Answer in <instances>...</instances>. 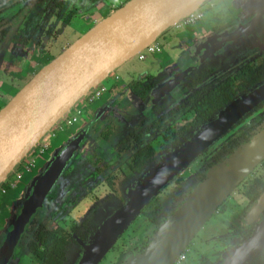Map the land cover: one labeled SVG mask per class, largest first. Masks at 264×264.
<instances>
[{
	"label": "flooded vegetation",
	"instance_id": "flooded-vegetation-1",
	"mask_svg": "<svg viewBox=\"0 0 264 264\" xmlns=\"http://www.w3.org/2000/svg\"><path fill=\"white\" fill-rule=\"evenodd\" d=\"M66 1L0 0V82H6L12 89H20L34 76V74L30 76L28 71L35 70L38 66L42 67L51 61V53L40 46V40H35L36 37H39L36 30H42L38 20L42 19L47 13L45 11L51 7L59 10L64 8ZM109 1L88 0L89 6L83 9L84 11H80V15H85L82 17L85 22L80 23L81 29H85L89 18L97 13L99 7L104 5L103 3ZM58 3L60 5H57ZM207 3L206 12L202 11L203 18L196 25L188 27L187 32L179 33L177 30L181 29H169L172 32L169 34L165 46L161 45V52L159 53L161 54L165 49L174 58L175 64L170 62L169 70L162 73L160 61L155 60L152 56L154 60L148 68L131 71L129 76L123 80L119 77L117 80H110L108 84H103L105 90L102 96L87 104L89 105L87 110H83L84 112L74 124L80 127L74 136L85 131L77 149L72 152L70 159L60 172V181L51 188L42 201V206L36 207L26 219L23 230L17 239L12 258L6 264H15L14 257L19 249L25 252L31 262L40 264L33 258L29 248L32 240L38 242L35 240L34 233L39 226H44L51 231L58 228L62 229L70 239V246L66 250L63 264H78L86 245H89L100 226L128 200V189L141 181L145 172L163 164L165 156L173 150V146L170 145L173 139H171L169 130L171 128L172 130L178 129L192 122L195 115L193 104L196 99L204 98L205 94L222 89L223 85L228 86L229 102L213 114L208 121L198 126L186 141L180 138L181 146L205 125L216 121L227 108L258 91L264 90V0H208ZM75 17L80 18L79 15ZM74 20L75 18L68 21L60 19L57 27H65L63 29L65 31L75 29L72 26ZM49 31L50 28L47 32L49 33ZM74 33L76 34V32ZM168 60L171 61V58L168 57ZM190 68H192L191 71L180 78V75ZM176 79L179 80L175 83ZM163 89L169 91L164 93ZM3 96V92L0 90V98L3 99ZM179 119L182 120L181 124H176ZM263 130L264 98L246 111L228 131L197 156L199 157L227 134L232 133L227 140L219 144L212 154L211 160L198 169L188 180L196 177L203 181L210 169L223 162L222 160L225 162L231 157L233 154L227 157L228 153H225L216 160V156L224 144L241 134H245L248 141L243 143L244 140H240L239 144L246 145ZM141 142L153 149L155 159L148 158L147 163L138 172H134L130 168L132 159L126 160V158L127 155H132ZM156 143H158L157 147ZM108 147L110 153H107ZM62 149L51 158L59 154ZM159 150H162L161 155ZM78 165L84 167L87 173L92 174L97 180L106 184L113 195L89 206L87 214L74 222L70 230L58 225L53 226L48 215L50 209V206H47L48 197L55 188L60 190L59 193L62 198L64 196L72 198L80 193L79 182L85 178L80 174L78 169L81 166L77 167ZM121 165L125 166L122 170ZM111 168L113 170L112 176L116 182V184L113 182L114 190L105 179V174ZM116 168L119 171L118 174L114 171ZM260 168L264 171V161L220 204L216 212L212 214L195 236L194 239L197 241L198 238L203 241L205 249H202L201 252L204 256L198 257L193 262L194 251L188 249L184 259L179 264H203L204 261L216 264L223 253L244 241L254 232L256 226L264 221V208L255 220H246L248 210L264 193V180L260 177L253 178L242 191V199L246 201L244 207L237 209L234 204L229 206V201L235 191ZM180 175L168 183L126 229L127 231L141 216H144L146 222L149 223V229L143 239L146 242L131 252L128 257L126 256L127 258L143 254L159 226L182 205L180 201L185 198L186 192L182 195H176L175 192L179 190L176 181L180 179L182 185H185L188 180L186 181ZM257 179L263 184V188L260 189L254 200H250L245 192ZM169 186L172 187L171 194L169 196L161 195L162 191ZM31 194L32 186L29 194L21 201L16 203L13 201L16 198L15 194L12 196L13 200H10L9 197L6 202L0 205V226L3 225V221L9 220L7 217L11 214L14 215L8 221L7 230L5 232L0 231V247L6 234L12 230L13 221L21 214L24 203ZM152 201H155L153 206L148 208ZM158 202L164 205L165 210L157 215L154 221L149 220L145 213L150 212ZM83 235L85 236L83 237ZM117 241L109 252L115 247ZM213 242L219 245L225 242L226 245L225 250L216 260H212L208 256L213 251ZM205 250L209 254H204L203 251ZM126 257L125 259H127ZM125 261L123 260L121 264ZM247 264H264V240L260 246L255 248L252 259Z\"/></svg>",
	"mask_w": 264,
	"mask_h": 264
},
{
	"label": "water",
	"instance_id": "water-1",
	"mask_svg": "<svg viewBox=\"0 0 264 264\" xmlns=\"http://www.w3.org/2000/svg\"><path fill=\"white\" fill-rule=\"evenodd\" d=\"M207 1L127 0L43 65L0 109V186L93 89ZM163 90L164 93L169 91ZM263 98L264 90L230 106L216 121L205 125L181 147L167 154L163 164L151 169L142 184L131 186L127 191L128 200L100 226L78 264H99L149 202ZM84 133L70 139L32 181V194L0 247V264L12 258L26 219L36 207L42 206L51 188L60 181V172ZM263 161L264 130L225 162L210 169L202 182L188 183V197L159 226L144 253L129 257L123 264H173L220 204ZM263 208L264 193L248 210L246 220H255ZM263 240L264 221L244 241L222 254L216 264H247Z\"/></svg>",
	"mask_w": 264,
	"mask_h": 264
},
{
	"label": "rangeland",
	"instance_id": "rangeland-1",
	"mask_svg": "<svg viewBox=\"0 0 264 264\" xmlns=\"http://www.w3.org/2000/svg\"><path fill=\"white\" fill-rule=\"evenodd\" d=\"M125 1L126 0H123L122 3ZM109 2L103 3L104 5H101L99 7L97 13L95 15H92L89 18L90 20L87 22L85 29H81V27H80V23L83 21L85 22V20L82 18V17H85V15H80V13H81L80 11H84L83 9H85L86 7L89 6L88 0H67L65 2L64 8H62L61 10L53 9L51 7L48 11H45L47 13L44 15V17L42 19L38 20L39 24H41L39 26L42 27V30H36V33H37V35H39V37H36L35 40L36 39L40 40V42H41L40 46H43V48H45L44 50H47L48 53H51L50 56L51 55L52 56L50 58L53 59L64 48H66L72 41H74L76 39L75 37H79L84 32H86V30H88L93 24H95L92 22V20H94V22H96L97 21L96 19H99L100 17H103V16L106 17L111 13V12H109L111 9V5ZM122 3H121V5H122ZM207 8H208V3L206 2L201 7L200 10L205 13ZM77 15H79L80 18L75 17ZM71 18H75V20H74L75 22H73L72 26L76 30L75 29H71V30L67 29V31H65V30H63L65 27H57L60 19L68 21V20H71ZM77 22H79V23H77ZM49 28H50V31L48 33L47 30ZM56 31H58V32H56ZM187 31H188L187 28L177 30V32H179V33H185ZM74 32H76V34ZM171 32H172V30L167 31V33H165V35L163 34L162 36H160V38H158L159 41L158 40L157 41L159 43H161V45L165 46L166 40L169 39V34ZM57 35H60V36L58 37ZM40 36H41V38H40ZM168 57L171 58V61L168 60ZM154 59L160 61L161 66H162V70H163L162 73L169 70L168 67H169L170 62L175 64L173 62L174 58H172L171 53L170 52L168 53V51L166 52L165 49H163L161 54L154 55ZM154 59L152 56H148V59L146 61H138L136 58L132 59L131 61H129L128 63L123 65V67L122 66L119 67V69L116 72L119 73V77H121V80H123L129 76L131 71L142 70V69L148 68L150 63ZM40 67L41 66H38L37 69ZM37 69H35V70L33 69L31 71H28V74H30V76H32L33 74H35ZM116 72L114 71L113 73H116ZM110 80L111 79L109 77L108 79H106L103 82V84H108V82ZM0 90H1V92H3V95H4L3 99L0 98V107L3 108L4 105L8 102L9 98L13 97L18 92L19 88L18 89H12L6 82H3V83L0 82ZM77 105H78V107H80L82 109V112L86 111L87 107L89 106V105L85 104L83 101L78 103ZM83 116H84V114H83ZM176 122H178L176 124H179V123L181 124L182 120L179 119ZM79 130H80V127L78 125H74L73 127H67L63 130L56 129L54 131V134H55L54 138H52L50 140L49 149L44 154H42V155L37 154L36 156L33 157V159L35 161V166L32 169V172L25 175L24 179L19 182L16 190H9L6 198L5 197L0 198V205L3 202H6V200L9 199V197L11 200L13 198L12 196H14L15 194H16L15 195L16 198L15 199L13 198L14 200L12 199L15 203L21 201L24 197H26L27 194H29V190L32 186V181L41 173L43 168L46 167V165L50 161L51 157L57 151H59L70 138H72L75 134H77ZM231 134L232 133L227 134L224 138L219 140L215 145H213L205 153H203L202 155L197 157L188 166V168L185 169L181 173L180 176H182L186 179H189L190 177H192L198 169L202 168L206 163H208L211 160L212 154L218 148L219 144L221 142L227 140ZM157 144L158 143H156V147H157ZM108 152L110 153L109 147L107 148V153ZM30 154L32 155V151H31V153H29V155ZM159 154L160 155L162 154V150H159ZM80 166L81 165H78L77 167H80ZM73 167H74V165H73ZM124 168H125V166L121 165V170ZM17 169L18 168H15V171ZM78 170H79L80 174H82L85 178L84 180L79 182V185L82 188V190H81V188L79 189V191H80L79 194L75 195L72 198H70L69 196H67V197L64 196L62 198V196L59 193L60 190L58 188L57 189L55 188L52 191V193L50 194V196L48 197L47 206L48 207L50 206L48 215L51 218L50 221H51V224L53 226L58 225V226L65 227L68 230H70V227L74 222L82 219L87 214L89 206L98 203L101 199H103L105 197L113 195V192L108 188V186L106 184L97 180V178L94 177L92 174H91L92 175L91 176L89 172L87 173V171L84 169V167L82 168V166H81ZM114 171L116 174L119 173L117 168ZM149 173H150V170L145 172L142 176V180L137 182L135 185L142 184L143 181L145 179H147L146 177H148ZM9 177H11V179H12L13 174H11ZM255 177H260L264 180L263 169L260 168L255 173H253L250 177H248V179L245 181V183L242 184L235 191V193L232 195V197L229 201V203H230L229 206L234 204V206L237 209H239L242 206L244 207L246 205V201L244 199H242V191L245 190V188H246L245 186H247L250 183V181ZM77 182H78V180H77ZM91 184H92V186H89ZM115 184H116V182H115ZM171 188H172L171 186L167 187L165 190L162 191L161 195L169 196L171 194V190H172ZM70 200L71 201L73 200V201L69 202ZM13 216L14 215L11 214L7 218L10 220ZM9 220H7V222L3 221V225L0 226L1 232H5L7 230ZM148 229H149V223L146 222L144 216L139 217L136 220V222H134L131 225V227H129V229L122 235V237L117 241L115 247L108 253V255L99 264H121V262L123 260H127L128 259L127 257L131 254V252H133L138 247H140L144 242H146L143 239H144V236L146 235ZM86 246H88V245H86ZM204 247L205 246L203 245V241L201 238L200 239L198 238V241L196 239H193L191 241V243L188 246V249L189 250L191 249L194 251V258L192 259L193 262H195V260L198 257L204 256V255H202V252H201L202 249L203 250L205 249ZM225 247H226L225 242H223V244H220V245L213 242V246H212L213 251H212L211 255H208V256L212 260H216V258H218L220 256V254L225 250ZM203 252H204V254L205 253L209 254V252H207L206 250ZM125 257L127 259H125ZM131 257H133V256H131ZM220 257L218 258V260L220 259ZM14 259L16 261L15 264H34L33 262H31L29 257L25 254V252H23L21 249L16 251ZM218 260H217V262H218Z\"/></svg>",
	"mask_w": 264,
	"mask_h": 264
},
{
	"label": "trees",
	"instance_id": "trees-1",
	"mask_svg": "<svg viewBox=\"0 0 264 264\" xmlns=\"http://www.w3.org/2000/svg\"><path fill=\"white\" fill-rule=\"evenodd\" d=\"M57 5H60V3H58ZM227 91L228 86L223 85L222 89L205 94L204 98H198L194 101L193 108L195 111V115L192 122L178 129L172 130L171 128V130H169L172 137L171 139H173V141L170 143V145L173 146L172 149L181 147V140H179L180 138L183 141H186L192 136L194 130H196L198 126H201V124L208 121V119L211 118L213 114L222 109L229 102V94ZM240 140H244L243 143L248 141L246 140L245 134H241L235 139H232L222 146L221 151L216 156V160L220 159L221 156L225 153H228L227 157H229L231 154H234V152L243 144H239ZM150 157L155 159L153 149L149 145L141 142L134 150L132 155H127L126 160L132 159L131 165L129 164L130 168L134 172H138L140 168H142L147 163L146 160ZM222 161L224 162V160ZM112 171V168L108 170V173L105 174V179L109 186L114 190V177L112 176ZM195 180L202 182V179L200 180L196 177L188 180L185 185H182V180L180 179L176 181L179 185V190L175 192L176 195H182L184 192H186L185 198L183 200L181 199L180 202L183 203V201L186 200L189 195L188 183H192ZM261 188H263V184L259 179H257L253 181V183L249 186V188L245 192V195L250 200H254L258 196ZM154 202L155 201H152L148 208L152 207ZM163 210H165L164 205L158 202V204H155L150 212L145 213V216L149 220L154 221L156 216L161 214ZM34 235L35 240L38 242H34V240H32L33 242L29 245V248L32 251L33 258L36 260V262L40 264H63V262L65 261L66 250L70 246V239L68 235L60 228L51 231L46 229L44 226H39ZM84 236L85 235H83V237ZM203 264L211 263L209 261H204Z\"/></svg>",
	"mask_w": 264,
	"mask_h": 264
},
{
	"label": "built area",
	"instance_id": "built-area-1",
	"mask_svg": "<svg viewBox=\"0 0 264 264\" xmlns=\"http://www.w3.org/2000/svg\"><path fill=\"white\" fill-rule=\"evenodd\" d=\"M201 8L191 12L189 15L181 19L177 24L174 25L176 29H184L191 26L196 25L202 18L203 12L200 10ZM161 52V45L156 41L146 47H144L137 55L136 59L138 61H143L148 56H154ZM115 79L117 77L115 76ZM104 85L103 83L98 85L95 89H93L84 99L83 102L85 104H90L96 100H98L102 94L104 93ZM1 109V107H0ZM82 113V109L78 107V105L74 106L72 110L64 117L63 120L59 121L49 132L48 134L38 143V145L32 150V155H28L16 168V171L11 173L13 174V178L7 177L6 181L3 182L0 186V198L7 197L9 190H16L19 182L24 179L26 174L32 172V169L35 166V161L33 159L37 154H44L50 147V140L54 138V131L56 129L63 130L67 127L73 126ZM188 251V247L178 256L175 264H179L186 255Z\"/></svg>",
	"mask_w": 264,
	"mask_h": 264
},
{
	"label": "crops",
	"instance_id": "crops-1",
	"mask_svg": "<svg viewBox=\"0 0 264 264\" xmlns=\"http://www.w3.org/2000/svg\"><path fill=\"white\" fill-rule=\"evenodd\" d=\"M122 1L123 0H110V5H111V9H110V11L109 12H113L115 9H117L120 5H121V3H122ZM102 18H104V16L103 17H100L99 19H96L97 21L96 22H98L99 20H101ZM92 22L93 23H96V22H94V20H92ZM174 28V27H173ZM166 33V32H165ZM165 35V34H164ZM79 36V35H78ZM75 38H77V37H75ZM74 38V39H75ZM159 41V40H158ZM157 41V42H158ZM159 43V42H158ZM160 45H161V43H159ZM135 59V58H134ZM146 59H148V58H146ZM145 59V60H146ZM144 61V60H143ZM128 63V62H127ZM125 65V64H124ZM123 67V66H122ZM119 69V68H118ZM118 69H116L115 70V72L118 70ZM115 76L117 77V79L119 78V73L118 72H116V73H113V74H111V76H109L110 77V79L111 80H117V79H115ZM108 77V78H109ZM107 78V79H108ZM251 259H252V256H251V258L249 259V261H251Z\"/></svg>",
	"mask_w": 264,
	"mask_h": 264
}]
</instances>
